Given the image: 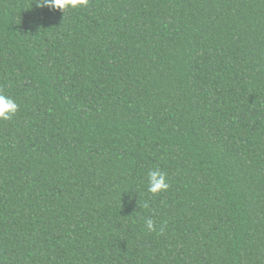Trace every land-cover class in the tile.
<instances>
[{
	"label": "trees",
	"instance_id": "obj_1",
	"mask_svg": "<svg viewBox=\"0 0 264 264\" xmlns=\"http://www.w3.org/2000/svg\"><path fill=\"white\" fill-rule=\"evenodd\" d=\"M36 2L0 0V264H264V0Z\"/></svg>",
	"mask_w": 264,
	"mask_h": 264
},
{
	"label": "clouds",
	"instance_id": "obj_2",
	"mask_svg": "<svg viewBox=\"0 0 264 264\" xmlns=\"http://www.w3.org/2000/svg\"><path fill=\"white\" fill-rule=\"evenodd\" d=\"M89 0H37L36 6L48 8L50 10L64 11L68 8L77 9L87 7ZM19 104L8 94L0 91V121L12 119L19 111ZM148 191L152 194L166 192L170 185L168 183L167 174L159 168L150 169L147 173ZM147 205H145L146 207ZM149 231H157L155 221L147 218L145 221ZM162 231V229H161Z\"/></svg>",
	"mask_w": 264,
	"mask_h": 264
}]
</instances>
